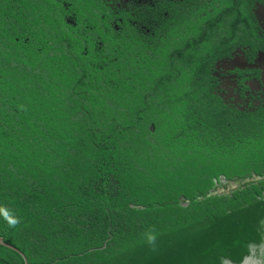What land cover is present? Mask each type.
<instances>
[{
    "label": "trees",
    "instance_id": "1",
    "mask_svg": "<svg viewBox=\"0 0 264 264\" xmlns=\"http://www.w3.org/2000/svg\"><path fill=\"white\" fill-rule=\"evenodd\" d=\"M102 5L0 0V238L29 264L240 262L264 241V126L229 121L188 27L187 49L100 45ZM0 264L25 259L0 243Z\"/></svg>",
    "mask_w": 264,
    "mask_h": 264
},
{
    "label": "flooded vegetation",
    "instance_id": "2",
    "mask_svg": "<svg viewBox=\"0 0 264 264\" xmlns=\"http://www.w3.org/2000/svg\"><path fill=\"white\" fill-rule=\"evenodd\" d=\"M97 1L103 4V22L98 27L104 30H99L97 22H89L94 41L101 45L102 33L112 30L131 42L135 38L151 45L165 39L171 45H187V49L189 43L174 36L188 27L189 41L204 42L208 49L196 78L206 76L229 121L242 119L248 126H264V0H235L229 5L226 0ZM64 3L66 7L72 4ZM106 13L111 14L108 22ZM211 14L213 19H209ZM65 16L78 27L74 7L67 8ZM200 19L201 37L197 39L192 25ZM223 184L218 191L236 186L230 180ZM263 252L259 245L256 254L261 257Z\"/></svg>",
    "mask_w": 264,
    "mask_h": 264
},
{
    "label": "water",
    "instance_id": "3",
    "mask_svg": "<svg viewBox=\"0 0 264 264\" xmlns=\"http://www.w3.org/2000/svg\"><path fill=\"white\" fill-rule=\"evenodd\" d=\"M247 179L248 178H245L243 181H245ZM228 180H230V182L233 183L234 185H237L238 182H239L238 180H236L234 178H227V176L225 174H221L219 176V178H215V183L218 184L219 181L226 182ZM0 243H3L5 245H8V246L18 250L24 256L25 264H29V261H28L26 255H25V253L22 250H20L18 247H16L15 245H13V244H11L9 242H6V241L2 240L1 238H0ZM257 248L258 247L255 246V245L252 246L251 252L248 255L244 256V258L240 262H235V261H233V260H231L229 258H226L224 260V264H264V252L262 253L261 257L258 256L256 254V249ZM260 248L261 249L264 248V241L260 244Z\"/></svg>",
    "mask_w": 264,
    "mask_h": 264
}]
</instances>
